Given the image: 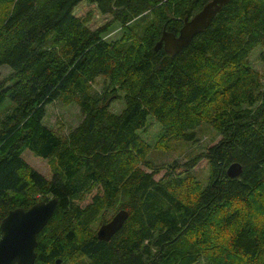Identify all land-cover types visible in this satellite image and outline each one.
<instances>
[{
  "label": "trees",
  "instance_id": "16d2710c",
  "mask_svg": "<svg viewBox=\"0 0 264 264\" xmlns=\"http://www.w3.org/2000/svg\"><path fill=\"white\" fill-rule=\"evenodd\" d=\"M82 1L0 0V105L15 103L0 119V236L11 209L58 196L35 264H264V81L249 60L264 45V0H230L177 54L155 49L163 31L178 34L211 0H87L112 16L95 29L74 13ZM59 98L82 112L66 135L44 120ZM150 116L159 142H197L209 127L221 137L157 178L165 165L138 132ZM26 149L56 160L52 178ZM202 156L205 184L194 171ZM234 161L243 171L230 177ZM121 208V229L100 239Z\"/></svg>",
  "mask_w": 264,
  "mask_h": 264
},
{
  "label": "rangeland",
  "instance_id": "374dc122",
  "mask_svg": "<svg viewBox=\"0 0 264 264\" xmlns=\"http://www.w3.org/2000/svg\"><path fill=\"white\" fill-rule=\"evenodd\" d=\"M74 13L79 17H85L88 14L91 15V21L89 26L93 29L100 27L111 20V15L102 14L95 4L89 3L87 0L80 2L74 9ZM119 27L113 28L107 35L108 38H116L119 36ZM251 65L259 70L262 79L264 81V45L256 46L249 57ZM10 68L3 66L1 68V76L5 77L9 74ZM105 78L100 75L96 78L94 86L97 89H102L105 85ZM125 91L123 89L118 90V95L114 96L110 103V109L119 113L125 106ZM14 101L10 98L6 99L4 103L0 105V119L5 115L8 109L14 106ZM45 123L51 126L55 131L61 135H66L71 129L79 124L82 120V112L80 106L76 102H65L62 99H56L46 106ZM139 134L151 144V151L148 154V159L154 161V163H162L165 165L163 170L156 174L159 178L167 170L168 164L174 162L175 159L179 161H185L187 159L186 153L192 149L201 151L205 149L209 144L217 141L221 135L213 128L209 127V130L204 132L202 137L199 136L197 142H187L184 139H175L159 142L160 135L163 132L162 126L155 117L150 116L147 121V125L138 130ZM25 160L31 164L34 168L45 174L47 177H53V168L56 160L51 157H43L35 154L30 149H26L23 152ZM147 168L145 165H142ZM194 171L197 178L205 184L208 180L210 172V165L207 157L202 156L198 163L194 167ZM93 193L89 194L87 199L83 201V204L90 201ZM51 197V196H50ZM48 199V198H47ZM70 264V263H68Z\"/></svg>",
  "mask_w": 264,
  "mask_h": 264
},
{
  "label": "water",
  "instance_id": "95a60500",
  "mask_svg": "<svg viewBox=\"0 0 264 264\" xmlns=\"http://www.w3.org/2000/svg\"><path fill=\"white\" fill-rule=\"evenodd\" d=\"M230 0H211L191 18L186 17L178 34L164 30L155 49H164L169 54H177L188 46L193 38L204 31ZM243 171L240 162H231L227 167L230 177H237ZM59 202L58 196L41 199L28 208L11 209L1 221L0 264H35L38 234L53 216ZM129 216L125 208L119 209L111 219L97 229L102 240H109ZM58 262L61 260L58 259Z\"/></svg>",
  "mask_w": 264,
  "mask_h": 264
},
{
  "label": "flooded vegetation",
  "instance_id": "af4514ba",
  "mask_svg": "<svg viewBox=\"0 0 264 264\" xmlns=\"http://www.w3.org/2000/svg\"><path fill=\"white\" fill-rule=\"evenodd\" d=\"M194 15H195V14H194ZM194 15H193V16H194ZM189 18H191V17H189ZM184 20H185V19H184Z\"/></svg>",
  "mask_w": 264,
  "mask_h": 264
},
{
  "label": "bare ground",
  "instance_id": "6f19581e",
  "mask_svg": "<svg viewBox=\"0 0 264 264\" xmlns=\"http://www.w3.org/2000/svg\"><path fill=\"white\" fill-rule=\"evenodd\" d=\"M198 13V12H197Z\"/></svg>",
  "mask_w": 264,
  "mask_h": 264
}]
</instances>
